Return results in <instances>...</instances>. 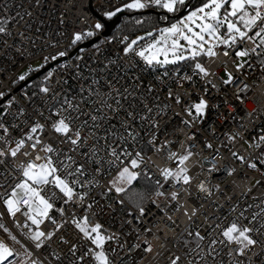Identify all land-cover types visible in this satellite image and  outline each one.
Instances as JSON below:
<instances>
[{
    "label": "snow or ice",
    "instance_id": "obj_1",
    "mask_svg": "<svg viewBox=\"0 0 264 264\" xmlns=\"http://www.w3.org/2000/svg\"><path fill=\"white\" fill-rule=\"evenodd\" d=\"M46 3L0 0V57L25 65L0 90V264H264V99L245 113L259 128L249 137L237 129L214 144L211 126V139L184 131L219 108L211 90L236 88L243 104L250 74L264 78V0H97L65 46L39 26ZM124 14L130 31L107 35ZM113 42L115 58L100 62ZM194 77L202 94L187 103ZM173 104L183 106L175 150L159 135ZM140 179L150 187L136 190Z\"/></svg>",
    "mask_w": 264,
    "mask_h": 264
},
{
    "label": "built area",
    "instance_id": "obj_2",
    "mask_svg": "<svg viewBox=\"0 0 264 264\" xmlns=\"http://www.w3.org/2000/svg\"><path fill=\"white\" fill-rule=\"evenodd\" d=\"M17 2H21V0H17ZM96 4H97V0H47L46 6L42 9L34 10V13L35 16H38L40 19L45 21L44 24L39 25L42 28L43 32L51 33L55 39L60 41L61 46H65L69 42L71 32L74 29L79 30L81 27L85 26L82 17L87 16L90 18L91 16L99 14V10L97 9ZM62 17L65 19L64 24L59 23V20ZM10 27L13 30V33L15 34L16 28L19 26L16 24H10ZM61 32L64 33L65 35L64 36L56 35L57 33H61ZM124 32L128 33L126 31ZM7 39L9 43H12L11 37H8ZM38 43H42V41H38ZM90 47L91 46L89 45L86 49H90ZM118 47L119 46L115 42L108 45L105 55L99 57L100 62L106 63L107 61L105 60V56L107 55H111L113 58H115V55L118 52ZM3 51L4 49L0 48V52ZM75 55L72 56V58H74ZM86 55L91 56L92 53L88 51ZM33 63H35V61ZM89 67H96V64L95 63L90 64ZM5 69L6 71L3 72V81L0 82V90L6 91L7 87L10 86V78L14 74L23 71L25 69V65L23 63L17 62V64L13 66L10 60L0 57V71H3ZM222 69H223V65H219L216 67L218 74H222ZM228 70L234 72V68L231 63L228 64ZM112 71L115 72L116 69L113 67ZM135 73L141 75L145 81L151 80L153 77V73L150 70L141 73L139 67L135 69ZM131 74L132 72L130 71L129 75ZM234 74L236 73L234 72ZM250 75L251 78L248 80V82L252 85V90L247 94V100L245 103L241 104L240 102L235 101L233 93L236 91V88L222 89L219 92L215 90H211L208 96V98L210 99V103L219 104V108L217 110L210 111L207 120L203 123L198 124L196 129H191V130L184 129V131L186 132L195 131L199 129L200 135L198 137V140H202L205 136H208L211 139L209 132V127L211 126V128L214 129L217 135L219 136V139L213 140L214 144H219L221 141L225 139L223 135L225 132H230L238 129L242 135H244L245 137H249L250 135L255 134V132L259 131V128H253L252 124L247 123L245 119V113L247 111H250L254 106H258V104H254L253 101L259 102L261 99H264V95H262V93H264V78L261 77L259 69H256ZM240 79L243 80L245 79V77L241 75ZM68 83L70 86V90H72L71 89L72 85H76V81L71 78H69ZM202 86H203V82L198 77H194L193 82L191 84L186 83L181 91L186 90L190 92L191 95L190 97H185V101L187 103L197 101L199 95L202 94L201 93ZM238 86L239 85H237V87ZM173 90L174 91L176 90L175 84H173ZM23 91H25V86H23L18 91H15L14 94L17 96V98H19L20 94ZM165 95H166L165 92L160 93L162 100ZM152 99H154V97L149 96V100ZM225 100H227L229 104H232L234 107L229 108V106L224 103ZM21 103L24 102L21 101ZM25 106L28 108L29 113H31L32 106L30 104ZM13 111H15V109H13ZM174 112H180L182 116L183 106L182 105L178 106L175 104L172 105V109L168 112V115L162 121L161 131L159 135H160V141H163L164 139L173 140L174 143L172 145V148L175 150L179 148L180 146L179 142L184 139V136L180 134L179 131L181 128H183V125H181L180 122L181 116H175ZM255 123L258 125L260 121L256 120ZM47 135L48 134L45 133V136ZM199 147L200 145L198 144L197 150ZM147 155L151 156L153 160L158 164L166 163V161L164 160V156L166 155V153H162L159 156H156L151 151H149L147 152ZM149 168L151 169L153 175L155 176L156 175L155 166L149 165ZM248 175L251 177L258 176V174L254 172H249ZM217 178L219 179L220 177L218 176ZM225 179L229 180V182L231 181V178L225 177ZM239 179L240 178L237 177V180ZM251 183H255V179H253ZM251 195L259 197L260 189H254ZM221 202L223 203L222 198H221ZM251 202H252L251 199H249V203ZM256 202L258 203L259 201L257 200ZM146 206H148L151 209V211L155 213V219L159 220L161 214L150 204H147ZM0 211H2V209H0ZM222 211H226V209H222ZM5 219L7 221V218ZM100 219L101 222L106 223L107 226V217L102 216ZM9 226H11L10 222H9ZM118 226L119 225L117 223L115 227ZM169 236L171 237V233H169ZM141 239H143V237H141Z\"/></svg>",
    "mask_w": 264,
    "mask_h": 264
},
{
    "label": "trees",
    "instance_id": "obj_3",
    "mask_svg": "<svg viewBox=\"0 0 264 264\" xmlns=\"http://www.w3.org/2000/svg\"><path fill=\"white\" fill-rule=\"evenodd\" d=\"M193 2L195 3V2H197V0H193ZM120 25L123 26V30H124V31H126V32H129V31H130L129 27L125 24V16H123ZM148 27H149L148 24H145V25H144V28H145V29H147ZM117 31H118V30L116 29V31H115L114 33H117ZM136 32L139 33V32H142V30L137 29ZM114 33H113V34H114ZM113 34H112V35H113ZM143 180H144V179H140L138 182H134V185H135V189H136V190H145L146 188L149 187V184L146 182V183H147V185H146V183H145ZM143 182H144V183H143ZM143 184H144V185H143Z\"/></svg>",
    "mask_w": 264,
    "mask_h": 264
},
{
    "label": "water",
    "instance_id": "obj_4",
    "mask_svg": "<svg viewBox=\"0 0 264 264\" xmlns=\"http://www.w3.org/2000/svg\"><path fill=\"white\" fill-rule=\"evenodd\" d=\"M126 15H128V14H124L123 16H126ZM123 16H120L119 19H115L114 22H110V27H109V29H108L107 32H106L107 35H111V34L117 29L116 25H117V24H121V21H122ZM89 45H90V44H87V43H86V44H83L82 46L85 47V48H87ZM75 54H76V51L73 50V55H72V56H74ZM22 87H23V85H22V84H19V85L17 86V88H16V91H18V90L21 89ZM1 102H2V101H0V103H1Z\"/></svg>",
    "mask_w": 264,
    "mask_h": 264
},
{
    "label": "rangeland",
    "instance_id": "obj_5",
    "mask_svg": "<svg viewBox=\"0 0 264 264\" xmlns=\"http://www.w3.org/2000/svg\"><path fill=\"white\" fill-rule=\"evenodd\" d=\"M137 34H142V32H139V33H137ZM24 70H25V69H24ZM24 70H23V71H24ZM143 181L146 183L145 180H143ZM144 182H143V183H144ZM147 183H148V182H147ZM147 183H146V185H147ZM148 184H149V183H148ZM143 185H144V184H143ZM149 187H150V184H149Z\"/></svg>",
    "mask_w": 264,
    "mask_h": 264
}]
</instances>
